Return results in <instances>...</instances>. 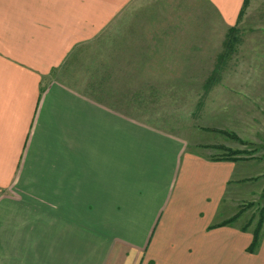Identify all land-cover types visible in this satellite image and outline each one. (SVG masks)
I'll return each instance as SVG.
<instances>
[{
  "label": "crops",
  "instance_id": "0c3cea01",
  "mask_svg": "<svg viewBox=\"0 0 264 264\" xmlns=\"http://www.w3.org/2000/svg\"><path fill=\"white\" fill-rule=\"evenodd\" d=\"M136 1L0 0V264H264V224L250 256L249 231L208 229L233 213V163L185 151L121 101L120 81L137 96L153 58L179 62L185 31L220 47L244 0H174L172 14L186 3L213 22L126 32ZM247 17L244 112H259L264 23ZM259 171L244 161V177Z\"/></svg>",
  "mask_w": 264,
  "mask_h": 264
},
{
  "label": "rangeland",
  "instance_id": "374dc122",
  "mask_svg": "<svg viewBox=\"0 0 264 264\" xmlns=\"http://www.w3.org/2000/svg\"><path fill=\"white\" fill-rule=\"evenodd\" d=\"M174 3V0H137L128 5L133 10L122 17L121 28L130 24L135 29L151 24L155 29L159 24L213 22L207 15L196 14L186 3L182 14H172ZM260 3L264 5V0L243 2L237 24L227 30L220 47L210 40V32H199L198 40L196 35L192 36L193 32L185 31V41L181 42L184 56L179 57L178 63L153 58L158 62L147 64L153 70L149 74L153 78L137 81V96L128 95V80L120 81L121 87L126 85L121 101L126 103L133 97L138 118L179 137L185 151L197 152L212 161L233 163L235 173L227 181L233 187L232 206L230 199L225 202L233 213L227 217L220 214L218 222L208 229L233 226L244 233L249 231L251 241L264 208V186L254 191L256 184L264 181V171L244 177V161L264 165V111L244 112V15H248L250 23H264ZM164 34L169 35L165 41L175 44V32ZM251 241L244 249L246 256L257 250L258 245L250 247Z\"/></svg>",
  "mask_w": 264,
  "mask_h": 264
},
{
  "label": "trees",
  "instance_id": "16d2710c",
  "mask_svg": "<svg viewBox=\"0 0 264 264\" xmlns=\"http://www.w3.org/2000/svg\"><path fill=\"white\" fill-rule=\"evenodd\" d=\"M263 224H264V208H262L261 211H260L256 227H255V229L253 231V237H252V241H251V244H250L251 248H253L256 245H258L259 238H260V233H261V229L263 227Z\"/></svg>",
  "mask_w": 264,
  "mask_h": 264
}]
</instances>
